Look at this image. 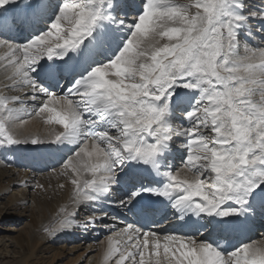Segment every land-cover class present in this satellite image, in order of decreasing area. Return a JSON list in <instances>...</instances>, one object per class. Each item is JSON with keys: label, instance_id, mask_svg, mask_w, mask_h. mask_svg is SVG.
<instances>
[{"label": "snow or ice", "instance_id": "snow-or-ice-1", "mask_svg": "<svg viewBox=\"0 0 264 264\" xmlns=\"http://www.w3.org/2000/svg\"><path fill=\"white\" fill-rule=\"evenodd\" d=\"M261 3L142 0L128 19L126 0H0V61L10 82L3 87L20 93L0 94V147L41 143L17 132L33 114L61 126L55 143L74 146L53 171L70 177L75 211L65 210L54 231L73 228L81 208L112 200L132 165L154 179L115 198L120 207L131 210L148 193L167 200L177 219H206L202 228L219 231L216 238H200L199 228L195 236H161L128 224L115 233L120 239L109 238L106 260L264 264V241L229 250L217 239L227 238V218L264 211ZM66 57L85 67L61 95L52 89L63 79L56 62ZM181 150V167L173 169L170 157Z\"/></svg>", "mask_w": 264, "mask_h": 264}, {"label": "rangeland", "instance_id": "rangeland-1", "mask_svg": "<svg viewBox=\"0 0 264 264\" xmlns=\"http://www.w3.org/2000/svg\"><path fill=\"white\" fill-rule=\"evenodd\" d=\"M138 1L134 0L140 6L142 0ZM253 2L254 4L257 3L255 0ZM163 41L166 42V40ZM27 108L31 111L32 105L29 104ZM34 116L35 114L31 115L30 118L23 119H31ZM50 147L52 148V146ZM62 155L63 153L60 157ZM182 156L180 154V157ZM171 164L175 165L173 162ZM2 169L0 168V264H23L26 259L32 264H86L88 257L98 254L100 245L93 247L88 246V244H81L79 241L82 239V235L78 239L76 238V232L79 234L76 228L67 230L69 231L67 233L59 232L57 235L61 238H57L55 231H50V227L40 231L44 218L38 210L39 204H48L60 197V191H56L54 187L43 185V188H33V185L39 183V179L45 178L46 175L22 179L24 183L22 184L19 180V172L3 177ZM7 170L11 171L12 169L7 168ZM51 173L56 174V172ZM124 176L125 172L121 174V180ZM10 178L16 179L15 182L9 184ZM39 184L42 185V183ZM126 185L131 187L133 184L128 182ZM4 188H8V191H4ZM101 209L105 211L107 208ZM85 211L89 212L87 209L82 210L81 208L79 210L76 215L78 221H80V214ZM257 216L261 220L264 218L260 213ZM256 230L255 227V233H258L259 230L258 232ZM159 231L162 232L163 230ZM47 236L49 240L45 241ZM255 240H264V235L260 234Z\"/></svg>", "mask_w": 264, "mask_h": 264}, {"label": "bare ground", "instance_id": "bare-ground-1", "mask_svg": "<svg viewBox=\"0 0 264 264\" xmlns=\"http://www.w3.org/2000/svg\"><path fill=\"white\" fill-rule=\"evenodd\" d=\"M138 1V0H137ZM139 2V1H138ZM255 2L261 4V0L257 1L255 0ZM131 18V17H130ZM253 24H255L256 22L253 21ZM44 26L40 25V29L43 30ZM121 35H126V34H121ZM166 40V38H165ZM21 42V40L19 41ZM161 43H164V41H161ZM256 46V45H255ZM260 46H264V45H260ZM109 54V53H108ZM243 54V53H242ZM5 55V51L3 49H0V57ZM78 57H74V59L69 60V58H65L64 61H57L56 63L60 62V66L63 67V72H66V67L69 66L68 70L69 73L66 76H64V80H66L68 82V78L70 77V79L72 80L74 77L73 76V72L79 70L78 67H76V62H77ZM51 63V62H48ZM72 77V78H71ZM69 80V81H71ZM5 83H10L9 81L6 80L5 78V72H4V67H3V61H0V94H7V95H16V94H20L18 93L16 90L14 89H8L3 87V85ZM69 85V82L67 84V86ZM181 91V90H180ZM17 107H20V105H16ZM53 106H55V104H53ZM28 107V106H27ZM28 111L29 108H28ZM47 114H40V115H35L34 117H32L31 119H27L25 120L26 122L23 125H20L19 128L17 129V132L19 133V138L21 140H23L26 136H28V134H33L34 136H38L40 141H48L52 138L53 133L56 131L55 129L50 127V124L46 123L45 120V116ZM23 118H30V116H23ZM180 122V121H179ZM29 141L31 139V137L29 136ZM30 143V142H29ZM57 143L51 144L50 146H52V149L54 150L55 153H57V157L60 158L61 154L63 153L64 150H66V145L65 144H60V146H57ZM56 148H60L59 150H56ZM183 153V150L181 151ZM175 153H173V155L170 157V163L173 162V158H174ZM173 168L175 169H179L180 166H175L173 164H171ZM3 167V169H2ZM0 168L2 169V176L3 177H8L11 175V173H18L20 174V183H23L22 179H30V177L28 176L27 173L21 172V171H17L16 169H12L11 171H8L7 168L4 167V165L2 164V162H0ZM140 172H142V174H138L136 172V170L133 168V166H128L127 168H125L124 172H125V176L124 178L121 180V185H125L127 187H129L128 185H126L128 182H131L133 184L134 187H138L141 183L144 182H151L154 177L152 175H150L148 172L144 171V170H139ZM127 172V173H126ZM54 175V173H49L48 175L45 176V178L43 179H39V183H42V185L44 186H51L54 187L56 191H60L59 193V198L57 200L51 201L48 204H44V203H40V207H38L39 212L41 213V215L44 218V222H43V226L40 228V231L47 229L50 227V231L52 230V232L54 231V229H56V225L58 220L63 216L65 210H67V212L71 213L75 211V208L73 206V185L71 184V179L68 176H51ZM123 177V176H122ZM82 178H87V174H82ZM11 181L10 183H14L16 179L10 178ZM18 179V178H17ZM18 180V182H19ZM56 185H58L56 187ZM132 186V189L134 188ZM116 187V186H115ZM4 191H8V188H4ZM119 195L116 193H113V197H111L112 200H101L99 205H97L98 209L107 208V205L112 203V201H116L115 198H117ZM138 198H142V197H138ZM163 203H165V200L162 201ZM90 206V205H89ZM89 208V207H88ZM140 208H145V206L141 205ZM85 208H82V210H84ZM90 209V208H89ZM87 209V210H89ZM104 212H107L109 215V209L107 208V210H105ZM264 212V211H263ZM258 213H260V215H262L264 217V213H262V210L257 208V211H255L253 213V215H249V216H242L245 217L247 220V224L246 227H250L251 231L250 232L249 228L246 230L248 232V235L243 236V234L241 235V239H236L235 240V244L241 242L242 243H249V242H254L257 245H259L262 241L264 240H255L257 236L264 235V232H258L255 233V228L253 227L258 226L262 229V231L264 230V218H258L259 216ZM117 214V213H116ZM256 215V216H255ZM254 217L256 218L255 220L251 218ZM77 217L75 216V222L77 223L73 228H76V231H80L81 227L78 226L79 221L76 219ZM195 221H198L199 219L196 217H192ZM259 220H258V219ZM240 227L244 226L245 227V221L243 222V220L240 221ZM114 224L116 225L115 222H110V221H103L102 226L105 229V231H107V229L111 228V225ZM53 225V226H52ZM123 229L127 227V224L122 225ZM155 227H149V229L152 230H165V225H161V224H157L154 225ZM184 224L181 226L183 227ZM233 227V219L230 221V226L229 228ZM72 228V229H73ZM87 228H84V230H86ZM116 229H120L119 226L116 227ZM177 229H180V226H177ZM184 229V228H183ZM182 229V230H183ZM69 230V229H68ZM233 230H236L233 228ZM241 230L243 231V228H241ZM105 231L102 233L101 237L105 235ZM170 231H173V229H170ZM59 232H64L67 233L69 231L67 230H61V231H55V234L57 235ZM117 232V231H115ZM161 232V231H160ZM251 233V234H250ZM75 235H78V232H76ZM81 237V235H80ZM49 240L48 236L45 237V241ZM106 243L104 241H102L100 243L99 249H98V254L94 255V256H90L87 258L86 260V264H114V262L109 263V260L105 259V255H106V251H107V247ZM28 259H26L23 264H32L30 263V261H27Z\"/></svg>", "mask_w": 264, "mask_h": 264}]
</instances>
